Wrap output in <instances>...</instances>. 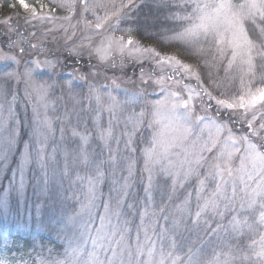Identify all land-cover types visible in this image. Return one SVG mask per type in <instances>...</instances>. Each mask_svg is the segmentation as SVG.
<instances>
[{
	"label": "snow or ice",
	"instance_id": "6c2138e0",
	"mask_svg": "<svg viewBox=\"0 0 264 264\" xmlns=\"http://www.w3.org/2000/svg\"><path fill=\"white\" fill-rule=\"evenodd\" d=\"M16 2L0 19V264H264V0H159L160 42L199 65L135 38L143 0ZM57 91L94 115L49 150Z\"/></svg>",
	"mask_w": 264,
	"mask_h": 264
},
{
	"label": "rangeland",
	"instance_id": "374dc122",
	"mask_svg": "<svg viewBox=\"0 0 264 264\" xmlns=\"http://www.w3.org/2000/svg\"><path fill=\"white\" fill-rule=\"evenodd\" d=\"M13 3L16 4V7L15 8L10 7L8 12H4L1 5H0V19L8 17V16H13V18L16 19V16H15L16 13H19L20 16H23L24 12L20 8V6L16 2V0ZM11 12H13V13H11ZM66 14L67 13L64 11H58V15H60V16H63ZM39 35H40V32L38 31L37 36H39ZM57 35L59 36L60 34L58 33ZM117 35H121V34L118 32ZM49 40H51V37H49ZM60 43H63V41H60ZM54 47H55V45H54ZM61 59L63 60V57H61ZM145 67L147 68L148 66L145 65ZM138 68H139V65H134L132 68H129L127 70L126 75L121 74V73H116V76L120 77V79L118 81L119 88H117L113 91V95H117L120 99H123L124 98L123 92L125 90L134 91L138 87H140L139 80L137 79L138 74H139ZM62 71H63V74L65 75V77H67L68 73H71V71H72L71 61L68 62L66 70H62ZM134 72H135V74H134ZM107 76L109 78H111L113 76V73L109 72V73H107ZM132 81H134L135 83H133ZM95 83H96L97 87H100L101 85H108L109 88H111L110 79H105L104 76H101L98 81H95ZM84 91L87 92V87H85ZM149 91L151 92L152 90L149 89ZM61 96H62V99H57V97H61ZM51 99L55 100V111H52L50 109L48 112V115L50 117H53V120H54V123H53L54 133L49 134V141H48L49 150H51V148H53V147H56L57 144L60 143V141H59V137H60L59 129H60V127H64V129H65V133H64L65 142L71 143V138H70L71 128L77 127L79 130L83 131V123H82L83 120H87L88 125L91 128L92 127V116L94 115L93 113L85 114L84 112H81V108L83 107V105L76 104L72 99H70L67 92L60 93L59 91H57L55 93V96L51 97ZM93 107H95V105H93ZM66 110L68 112H70V114H71V119L69 121H64V119H63V114ZM41 111H43V110H41ZM76 113H80V117H81L80 121H78ZM28 115H29V117H31V115H32L31 104H29V107H28ZM55 117H60V120H56ZM103 123L106 126V119L104 120ZM121 127H122V125L114 128V135H119ZM26 138L27 137H25V139ZM54 140H55V143L53 142ZM93 146H95V145L93 144ZM13 159L15 160V158H13ZM57 159L62 160V158L59 155H58ZM141 167H142V160L138 161V163H137L138 171H137V176L133 178L134 184L137 183V180L139 178V169ZM50 174H51V168H50ZM156 179H157V181H159L160 177L157 176ZM6 183H7V181H5V184ZM65 186H67V180H65ZM104 191L106 192V189ZM135 191H137L141 197L143 196V193L140 191V189L138 187L135 189ZM28 195L30 197V202H31V200L36 199V196H34L32 193L31 187H29ZM44 199H45L44 197H40V202L43 203ZM49 206H50V202H49ZM45 219H47V217H45ZM13 235L25 236L24 233H13ZM39 235H40V237L41 236H48V237L55 240V234L53 232L45 231V232L39 233ZM131 236H132L131 242L135 243V231L132 232ZM192 239H195V235L192 236ZM36 251L39 252L40 249L37 248Z\"/></svg>",
	"mask_w": 264,
	"mask_h": 264
},
{
	"label": "trees",
	"instance_id": "16d2710c",
	"mask_svg": "<svg viewBox=\"0 0 264 264\" xmlns=\"http://www.w3.org/2000/svg\"><path fill=\"white\" fill-rule=\"evenodd\" d=\"M15 0H0V5L4 12H8L10 7L9 3H13ZM29 3H34V0H28ZM159 0H143L142 5L138 11H134L131 19L136 21V25L139 30L135 33V38L140 41L142 45L154 46L157 50L162 53L178 54L180 59L192 63L193 65H199L200 61L193 55L189 54V50L179 46L176 43L171 45H165L160 42V32L161 30L169 27L170 25L165 20L166 9L159 7ZM13 13V12H11ZM155 25V27H151ZM121 27H126V25H121ZM123 34V33H120ZM153 38H149V35ZM201 72L204 71L203 68L200 69ZM20 243H24L25 239H30L23 235L16 236ZM41 244H49L55 242L54 239L48 236H41L39 241Z\"/></svg>",
	"mask_w": 264,
	"mask_h": 264
}]
</instances>
